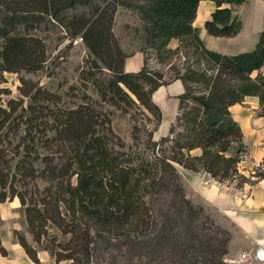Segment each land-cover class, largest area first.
Instances as JSON below:
<instances>
[{"label": "trees", "instance_id": "trees-1", "mask_svg": "<svg viewBox=\"0 0 264 264\" xmlns=\"http://www.w3.org/2000/svg\"><path fill=\"white\" fill-rule=\"evenodd\" d=\"M102 1L105 5L96 0H0V37L5 40L0 48V83L5 71L36 70L43 62L40 40L15 35L13 30L23 23L29 28L55 23L71 37L81 35L96 57L93 66L113 75L101 89L104 96L110 92L139 102L158 126L162 112L152 94L167 81L161 71L148 67L147 51L153 49L164 62L174 52L168 47L173 38L182 44L190 41L196 65H184L175 74L185 85L177 118L183 122V133L164 147L168 137L156 141L150 131L139 159L132 152L115 150L108 133L98 128L97 111L79 105L55 114L51 143L57 150L42 158L45 166L39 171L32 162L26 165L35 142L31 138L28 143L27 135L16 146L24 145V158L14 163L13 157L6 159V129L19 123L13 125L16 100L4 107L0 99V203L20 199L33 241L50 251L58 264H231L226 260L230 232L187 197L179 167L206 172L220 181L232 180L238 173L240 150L233 155L230 148L235 143L242 146L243 133L230 107L257 96L264 111V74L252 76L264 66V29L253 50L226 55L207 48L194 26L202 0ZM212 1L216 9L205 23L208 33L237 35L242 21L232 6L246 0ZM80 6H90L92 15L79 12ZM119 6L136 12L141 22L135 31L143 40L140 50L146 59L139 72L124 70L128 55L113 31ZM203 61L208 67L201 66ZM108 132L124 146L110 127ZM170 132H175L174 125ZM197 149L201 152L193 153ZM27 177H41L47 185L20 191L17 184ZM51 228L60 236L51 234ZM18 241L32 264H41L37 248L22 234Z\"/></svg>", "mask_w": 264, "mask_h": 264}, {"label": "rangeland", "instance_id": "rangeland-1", "mask_svg": "<svg viewBox=\"0 0 264 264\" xmlns=\"http://www.w3.org/2000/svg\"><path fill=\"white\" fill-rule=\"evenodd\" d=\"M252 1L250 0L249 4L233 5L232 9L234 16L242 21V25L244 24V30H249L250 34L254 35V31L258 28H264V8L260 10L258 5L253 6ZM96 2L105 5L102 0H96ZM78 11L92 15L93 10L90 6H80ZM116 24L115 30L113 25V31L119 39L123 51L127 54L137 49L140 50L143 40L141 35L135 31V28L141 26L138 14L130 9L122 11ZM261 32H255V42L253 37L252 40H248V43L244 44L245 52L255 48ZM12 33L24 37H37L42 44L38 50L43 52V62L39 69H22L17 72L5 71L4 81L0 83L2 105L8 107V102L13 99L16 100L17 106L12 118L14 119L13 125L19 123V127L7 128L5 132L8 134L5 142L6 159L13 157L12 163L24 158V145L18 149L16 146L21 144V137L27 135L28 143L31 138L35 142H31V146L33 145L34 148L30 156L26 158V165L32 162L35 168L41 171L45 166L42 158L49 153H55L54 151L57 150V146L51 143V137L55 132V114L62 110L76 108L79 105H86L97 111L99 114L97 118L100 123L98 128L108 133L110 145L115 150L132 152L139 159L144 157L150 131H154V140L156 141L168 137L169 140L163 144L164 147L172 145V138L176 137L178 133H183V122L176 120L172 124L175 126V132L168 131L165 133L161 127L162 122L157 126L153 114L139 102H127L119 97H114L113 93L110 92L104 96L101 89L107 87V81L109 78H113V75L107 68L93 66L96 57L87 47L81 35L71 37L58 24L46 22L35 28H29L26 23H23L18 25ZM79 37L82 38L81 41L78 40ZM4 42V38L0 37V48ZM226 43L228 47L226 54H233L235 50H240L236 49L233 42ZM172 49L174 52L169 54L164 62L157 58L153 49L147 51L148 67L152 69L151 67L156 64L155 60H157L161 64L160 69L165 71L168 79L175 78L177 70L183 71L184 65L191 63L196 65L197 59V55L194 53L195 49L190 41ZM97 61L101 64L99 60ZM201 66L208 67L205 61L202 62ZM152 70L160 71L159 69ZM24 91L27 93L25 94ZM185 109H188L187 106ZM263 112L261 109V113ZM109 127L114 134L120 137L124 146H121L118 139L108 132ZM240 145V143H235L230 148V154L233 155L239 149L241 158L238 163V173L233 176L232 180L220 181L206 172H193L191 170L187 172L185 170L188 169L183 167H179V172L187 197L194 204L201 206L204 213L217 225L230 232L231 240L226 256L227 262L231 264H264V243L262 245L255 244V247L249 248L241 234L238 233L239 228L230 217L226 216L221 204H217L212 195L211 198L204 199L195 190L201 186H210L213 189L218 188L220 194L227 193L222 197L231 195L240 199L243 195L245 197L251 196L253 188L264 182V162L251 164L250 167L244 168L245 163L243 161H248V163L252 161L250 145L244 135L242 146ZM156 149L159 150V146ZM195 152L193 151V153ZM75 179L74 176L73 181ZM35 185H38L42 190L47 182L41 177H27L17 184L20 191L26 189L34 191ZM50 233L60 236L59 230L56 228H51ZM20 234L27 238L30 245L37 248L41 264H58L50 251L33 241L28 231L25 207L18 197H14L0 203V264H32L25 249L18 241ZM259 249L263 252L262 258L257 255Z\"/></svg>", "mask_w": 264, "mask_h": 264}, {"label": "crops", "instance_id": "crops-1", "mask_svg": "<svg viewBox=\"0 0 264 264\" xmlns=\"http://www.w3.org/2000/svg\"><path fill=\"white\" fill-rule=\"evenodd\" d=\"M250 0H246L244 3L249 4ZM253 6L258 5L260 10L264 8V0H253ZM230 6V5H229ZM216 9V3L212 0H202L198 7L197 16L194 20V26L199 30V36L204 42L205 46L211 50L226 54L228 53L227 43L233 42L236 45V49L233 54L235 55L244 51V44L248 43V40L255 42V32L262 31V27L254 31V35L250 34V31L244 30V24L241 31L232 37L226 36H214L208 33L205 23L212 18V13ZM127 8L119 6L116 11L114 30L117 26V21L120 12L127 11ZM131 12V11H129ZM132 13V12H131ZM253 42V43H254ZM252 43V42H251ZM182 45V41L178 38H173L168 47L177 48ZM127 58L124 62V70L126 72H139L145 65V54L137 49L133 52L127 53ZM228 55V54H226ZM156 61V64L151 67L152 69H159L164 74L166 84L159 86L152 94V100L162 112V129L164 132L170 131V127L177 120L180 113V96L185 92V85L181 79L171 78L168 79L165 71L160 69V63ZM259 73L264 74V66L260 70H256L252 73L255 77ZM230 111L234 119L240 124L242 133L250 145V153L252 161L245 163L243 167H250L251 164H259L264 162V115L261 113L260 100L257 96H247L241 103H236L230 107ZM161 129V128H160ZM195 153H200L199 149L194 150ZM189 172L190 170H185ZM201 194L204 199L208 197H214L217 204H221L224 208L226 216L230 217L237 227L238 233L246 241L249 248L255 247V244L264 243V182L257 184L253 188L251 196L245 197L244 195L238 199L236 196H224L227 193H219L218 188H212L210 186H201L195 189ZM257 255L262 258L263 252L261 249L257 250Z\"/></svg>", "mask_w": 264, "mask_h": 264}, {"label": "built area", "instance_id": "built-area-1", "mask_svg": "<svg viewBox=\"0 0 264 264\" xmlns=\"http://www.w3.org/2000/svg\"><path fill=\"white\" fill-rule=\"evenodd\" d=\"M78 40H80V41H81V40H82V38H81V37H79V38H78ZM78 40H77V41H78ZM243 257H245V256H243Z\"/></svg>", "mask_w": 264, "mask_h": 264}]
</instances>
